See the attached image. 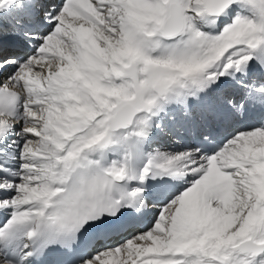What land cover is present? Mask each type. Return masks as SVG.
<instances>
[{
    "label": "snow or ice",
    "instance_id": "1",
    "mask_svg": "<svg viewBox=\"0 0 264 264\" xmlns=\"http://www.w3.org/2000/svg\"><path fill=\"white\" fill-rule=\"evenodd\" d=\"M256 109L264 0H0V264H264Z\"/></svg>",
    "mask_w": 264,
    "mask_h": 264
},
{
    "label": "bare ground",
    "instance_id": "2",
    "mask_svg": "<svg viewBox=\"0 0 264 264\" xmlns=\"http://www.w3.org/2000/svg\"><path fill=\"white\" fill-rule=\"evenodd\" d=\"M49 4H59L62 3V0H46ZM264 118V110L256 109L253 111H250L248 115L242 118H236L233 121H231L230 124L226 126V128L223 130L224 134H233L234 132L238 130H245L251 126H255L260 119ZM223 139V135L221 136ZM223 142V141H222ZM182 147V146H177ZM182 187H186V184L184 181H172L169 185H167L162 192L157 193L156 199L162 204L165 202V200L168 198V195H171V193H174V191H178ZM160 204L152 205L147 209L142 216H140L136 221V229L137 230H146L147 227L151 226V222L153 221V216H155V213L159 209ZM127 233H125L122 237L119 238H127ZM126 236V237H125Z\"/></svg>",
    "mask_w": 264,
    "mask_h": 264
},
{
    "label": "rangeland",
    "instance_id": "3",
    "mask_svg": "<svg viewBox=\"0 0 264 264\" xmlns=\"http://www.w3.org/2000/svg\"><path fill=\"white\" fill-rule=\"evenodd\" d=\"M234 133H235V132H234ZM234 133H233V134H234ZM175 193H176V191H174V193H171V195H173V194H175ZM171 195H168V197L171 196ZM165 202H166V200H165ZM157 213H158V210H157V212H156L155 214H157ZM153 218H154V216H153ZM127 235H128V234H127ZM127 235H126V236H127ZM126 236H125V237H126Z\"/></svg>",
    "mask_w": 264,
    "mask_h": 264
}]
</instances>
